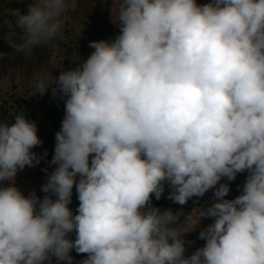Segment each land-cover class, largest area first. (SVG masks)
<instances>
[{
  "label": "clouds",
  "instance_id": "1",
  "mask_svg": "<svg viewBox=\"0 0 264 264\" xmlns=\"http://www.w3.org/2000/svg\"><path fill=\"white\" fill-rule=\"evenodd\" d=\"M75 7L31 0L27 12L6 10L14 24L0 23L29 56L63 38ZM111 9L115 39L90 41L86 60L33 80L36 95L66 98L43 197L16 183L47 156L33 150L43 144L36 121L17 110L0 120V264H73V249L88 254L79 264H264V0ZM244 171L241 194L225 198L221 179ZM166 187L181 205L214 188L215 202L179 226V213L151 204ZM204 217L206 242L186 255L184 234Z\"/></svg>",
  "mask_w": 264,
  "mask_h": 264
},
{
  "label": "rangeland",
  "instance_id": "2",
  "mask_svg": "<svg viewBox=\"0 0 264 264\" xmlns=\"http://www.w3.org/2000/svg\"><path fill=\"white\" fill-rule=\"evenodd\" d=\"M31 0H0V22L5 19L14 24L15 17L6 15V10L20 8L27 12ZM209 0H198V3H207ZM115 0H75L76 7L68 13L69 19L65 26L63 38H57L48 45L35 48L27 56L24 52H17L14 46L6 39L9 32L7 24L0 23V120H14V112L24 111L26 115L35 120L38 125V135L43 144L34 147V151L43 153L47 150V156L35 166L25 167L19 172L16 183L24 190L25 194L33 189L43 197L42 185L46 183L48 175L56 165L51 163L56 144L55 135L61 128V122L65 115V99L54 96L51 88L44 95H36L33 80L42 70H47L54 76H59L62 71L74 67L81 60H86L94 51L90 47V41L100 39H115L120 32V26L113 22L111 7ZM84 25V28L79 27ZM14 39L22 40V30L15 29ZM49 150L52 151L49 153ZM248 175L247 171L237 175L235 180L227 181L223 177L220 183L228 182L231 186L230 192L225 198H235L242 192V185ZM219 185H217L218 187ZM170 188L166 187L163 196L156 199L153 195L152 206L159 207L162 211L172 209L179 213L177 224L183 226L187 218L193 213L195 220V209L208 207L214 203V191L210 189L203 196L192 197L187 203L181 205L168 198ZM80 201L78 194L73 189V197L70 207L75 212ZM213 222V218L204 217L196 227L185 233L186 255H191L205 244V240L199 238V233ZM75 239V232L70 234ZM73 264H79L87 253H77L72 250ZM52 264H56L53 257ZM66 264V262H61Z\"/></svg>",
  "mask_w": 264,
  "mask_h": 264
},
{
  "label": "trees",
  "instance_id": "3",
  "mask_svg": "<svg viewBox=\"0 0 264 264\" xmlns=\"http://www.w3.org/2000/svg\"><path fill=\"white\" fill-rule=\"evenodd\" d=\"M50 152H52V151L49 150V153H50ZM227 199H230V198L227 197Z\"/></svg>",
  "mask_w": 264,
  "mask_h": 264
}]
</instances>
